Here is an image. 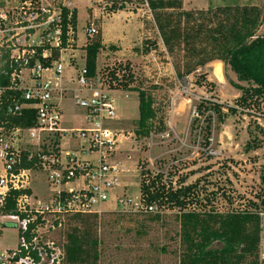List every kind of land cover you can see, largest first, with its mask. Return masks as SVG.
Instances as JSON below:
<instances>
[{
	"label": "rangeland",
	"instance_id": "374dc122",
	"mask_svg": "<svg viewBox=\"0 0 264 264\" xmlns=\"http://www.w3.org/2000/svg\"><path fill=\"white\" fill-rule=\"evenodd\" d=\"M15 1L18 0H0V5H11ZM67 3L76 11L77 46L61 56L63 70L59 77L60 86L69 94L78 88L70 76L75 79L83 67L84 51L80 48L85 41L84 29L91 19L96 21L97 29L104 21V41L112 42L117 38V34L113 33L118 32L124 33L123 42L121 46L118 43L105 45L97 56V72L105 73L114 70L118 64H128L135 78L133 86L152 95L159 109L158 117L166 127L163 133H152L146 139L135 138L137 94L122 90L107 92L115 110V119L107 124V128L121 136L116 146L117 158L128 170L121 176L125 195H139L140 173L148 171L150 177L156 174L167 177L173 188L178 187L177 181L181 179H185L182 186H195L193 194L197 202H192L187 208L189 211L227 213L244 210L249 202L258 203L264 197V117L236 113L226 114L223 121H218L213 116L206 147L203 146V118H199L198 124L191 125L197 117L196 107L200 102L211 100L222 105L223 112L227 113L226 108L233 107L240 95L235 85H247L238 82L235 75L217 60L177 79L173 69L177 60L167 54L152 18L144 11L138 14L128 10L108 13L103 8V0H67ZM218 6H254L261 9L262 17L254 36L264 34V0H182L184 12L207 11ZM144 39H155L157 49L143 54ZM216 66L220 67L219 76L214 72ZM59 108L62 111L60 128L82 129L86 126L83 111L72 109L69 98H62ZM261 113L264 115V102L260 105ZM74 141L75 137L68 133L61 140V149L70 150L71 145L77 144ZM253 143L259 146L247 147V144L251 147ZM30 186L33 201H46L51 194L44 171H32ZM101 207V212L93 214L95 218H89L87 222L91 237L97 243L95 264H180L182 245L177 209H164L159 214V221L150 222L146 219L147 215L118 210L112 200ZM260 219V235H263L264 215ZM78 220L75 215L58 220L50 217L40 230L43 243H53L58 264H66L64 246L67 235L80 227ZM4 223L6 221L0 218V247L13 248L17 232L9 224L3 227ZM259 264H264V261Z\"/></svg>",
	"mask_w": 264,
	"mask_h": 264
},
{
	"label": "built area",
	"instance_id": "2783aa9c",
	"mask_svg": "<svg viewBox=\"0 0 264 264\" xmlns=\"http://www.w3.org/2000/svg\"><path fill=\"white\" fill-rule=\"evenodd\" d=\"M66 1L18 0L0 5V79L8 78L7 88L19 91L21 98V102L7 106V113L31 110L36 118L33 127L10 130L0 127V218L17 232L15 247H0V264H58L53 243H43L40 232L50 217L58 220L71 215L99 214L102 204L111 200L115 208L131 214L159 215L164 210L157 203L148 204L140 192L134 197L125 195L121 176L128 170L116 151L121 136L107 128L115 119L107 94L108 83L98 76L86 78L82 67L75 79L70 76L77 89L69 94L60 86L61 56L77 46L76 27L74 30L70 24L73 9ZM103 4L104 10H110L108 13L144 11L151 17L147 0H103ZM96 31V21L91 19L84 29L81 47ZM62 38L66 46L59 49L57 60L43 64L33 59L40 46L46 47L41 57L49 58L51 50L60 47ZM4 90L0 87V95ZM62 98H69L72 109L83 111L84 128H60ZM252 115L264 117L260 112ZM68 133L77 144L71 145L70 150H62L61 140ZM23 159L46 173L51 190L46 201H33L30 181L32 171L36 170L22 168ZM162 184H166V178H162ZM118 189L120 193L116 192ZM27 190L29 194L21 193L13 199L16 214L1 211L9 193ZM263 235L259 234V263L264 261Z\"/></svg>",
	"mask_w": 264,
	"mask_h": 264
},
{
	"label": "trees",
	"instance_id": "16d2710c",
	"mask_svg": "<svg viewBox=\"0 0 264 264\" xmlns=\"http://www.w3.org/2000/svg\"><path fill=\"white\" fill-rule=\"evenodd\" d=\"M147 3L152 24L163 48L169 56L177 60L173 66L177 79H182L196 68L217 60L235 75L238 82L247 85H235L240 95L236 97L233 107L226 108L227 113L223 112L222 105L211 100H203L196 107L197 117L191 125L198 124L199 118H203L204 147L208 145L213 116L218 121H223L226 114L260 112V105L264 102V34L256 37L254 32L260 24L261 9L254 6H218L207 11L184 12L182 0H147ZM66 13L65 11L64 14ZM76 21V11L73 9L70 24L74 30ZM65 46L62 38L60 47L52 49L50 57L46 59L41 57L46 47L40 46L36 48L33 59L49 64L58 59L59 49ZM80 49L84 51L83 67L86 78L98 76L108 83L110 91L122 90L137 94L138 119L134 130L135 138L146 139L152 133H163L166 130L163 120L158 117L159 109L155 106L152 95L138 86H133L135 78L128 64H118L114 70L105 73L97 72V56L104 49L99 28L92 38L86 39L85 45ZM156 49L155 39L142 41L143 54H149ZM0 87L5 89L0 95V127L10 130L35 126V113L31 110H22L14 115L7 113V106L21 102L20 93L7 88L8 78L0 79ZM258 146L255 143L251 147L247 144L250 149ZM20 166L38 171L33 162H26L25 159ZM162 178L161 174L150 177L148 171L141 172L139 192L148 204L157 203L163 209H177L179 212L176 219L182 245L180 264H259L261 219L258 213L264 214V197L256 204L249 202L244 210L227 213L189 211L187 208L196 200L193 194L196 187L182 186L185 179H181L177 181L178 187L173 188L167 177V183L162 184ZM21 193L30 192L27 190L9 193L1 211L5 214H16L13 199ZM75 218L79 219L80 227L74 228L67 235L64 260L66 264H95L97 243L87 227L89 218H95V215H75ZM146 219L150 222L159 221L160 215H147ZM6 225L8 223L2 226Z\"/></svg>",
	"mask_w": 264,
	"mask_h": 264
},
{
	"label": "crops",
	"instance_id": "0c3cea01",
	"mask_svg": "<svg viewBox=\"0 0 264 264\" xmlns=\"http://www.w3.org/2000/svg\"><path fill=\"white\" fill-rule=\"evenodd\" d=\"M93 10L91 11V16L93 17ZM112 15H114V14H112ZM112 15L111 16H109V18H111L112 17ZM98 18V17H97ZM108 18V19H109ZM103 22L104 21H102V23H101V25H100V27H99V33H100V36H101V43H102V45L104 46V48H105V45H107V44H109V45H113V44H117L118 43V45L119 46H121V44H122V38H123V34L124 33H121V34H119L118 32H115V33H113V34H117V38L116 39H114L112 42H110V41H104V39H103V31H102V27H103ZM141 27V26H140ZM114 46V45H113Z\"/></svg>",
	"mask_w": 264,
	"mask_h": 264
},
{
	"label": "bare ground",
	"instance_id": "6f19581e",
	"mask_svg": "<svg viewBox=\"0 0 264 264\" xmlns=\"http://www.w3.org/2000/svg\"><path fill=\"white\" fill-rule=\"evenodd\" d=\"M214 72H215V75L219 76V73H220V67L219 66H216L215 69H214Z\"/></svg>",
	"mask_w": 264,
	"mask_h": 264
}]
</instances>
